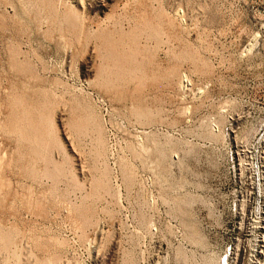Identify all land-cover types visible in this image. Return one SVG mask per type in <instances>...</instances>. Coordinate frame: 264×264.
Wrapping results in <instances>:
<instances>
[{
    "label": "rangeland",
    "instance_id": "374dc122",
    "mask_svg": "<svg viewBox=\"0 0 264 264\" xmlns=\"http://www.w3.org/2000/svg\"><path fill=\"white\" fill-rule=\"evenodd\" d=\"M0 264H264V0H0Z\"/></svg>",
    "mask_w": 264,
    "mask_h": 264
}]
</instances>
